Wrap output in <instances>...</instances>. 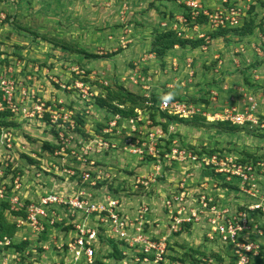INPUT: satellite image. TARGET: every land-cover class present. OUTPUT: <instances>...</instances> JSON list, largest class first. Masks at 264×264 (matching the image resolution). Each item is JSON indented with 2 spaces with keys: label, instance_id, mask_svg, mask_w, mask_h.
Instances as JSON below:
<instances>
[{
  "label": "built area",
  "instance_id": "1",
  "mask_svg": "<svg viewBox=\"0 0 264 264\" xmlns=\"http://www.w3.org/2000/svg\"><path fill=\"white\" fill-rule=\"evenodd\" d=\"M252 2L258 0H221L214 9L205 6L203 0H183V5L189 21L202 14L210 27L220 29L237 27ZM177 35L181 33L178 31ZM260 38L264 42V32ZM74 83L77 91L69 86L68 91L76 92L70 98L87 101L66 106L67 98L63 95L35 97L32 94L28 98L24 88L16 90L14 81L0 75V112L20 114L27 121L34 119L50 130L54 127L46 140L57 146L53 152L41 150L35 154L41 158L35 175H45L53 188L33 200L27 199L24 175L7 171L15 154L13 127L0 126V201H7L11 210L25 212V217L14 218L16 229L27 226L39 234L55 227L62 230L64 225L71 224L70 230L75 235L56 245L63 261L54 264H108V261L182 264L170 258V237L185 230L187 225H199L207 230V237L214 235L231 244V260L235 264H251L258 255L259 243L247 240L246 236L250 231L264 235V193L258 194L264 184V157L203 148L194 142L182 144L172 123L163 128L162 123L168 118L160 112L182 118L201 115L209 121L228 122L264 133V107L258 110L255 97L246 95L241 108L229 105L206 113L186 97L170 99L168 95L154 103L150 95H145L143 104L134 106L131 114L112 109L104 115V110L99 125L86 130L87 135H80L77 116L82 114L89 119L95 113L94 106L88 103L96 102L97 93L81 82ZM114 106L125 109L123 104ZM115 154L121 161L120 177L109 170L108 157ZM131 156L137 158L138 166L150 163V168L141 174L133 172L126 165L131 162ZM31 157L37 161L35 156ZM175 163L185 168L184 177L173 186L167 185L162 179L163 172ZM22 164L25 173L34 165L26 160ZM192 168L208 172L211 180L193 179ZM55 182L62 184L54 187ZM210 188L217 193L210 192ZM225 194L230 201L219 207L218 200ZM159 212L166 217L163 222L157 217ZM255 214L257 218H253ZM146 216H152V220L146 221ZM158 230L163 232L160 234ZM108 239L117 243L121 257H103V263H98L97 258L103 255L100 249H105L101 245ZM4 240L8 246L13 242L7 237ZM21 240H26V236ZM18 254L14 253L19 257ZM206 262L220 264L213 258Z\"/></svg>",
  "mask_w": 264,
  "mask_h": 264
},
{
  "label": "rangeland",
  "instance_id": "2",
  "mask_svg": "<svg viewBox=\"0 0 264 264\" xmlns=\"http://www.w3.org/2000/svg\"><path fill=\"white\" fill-rule=\"evenodd\" d=\"M258 2L264 1L258 0ZM119 4L120 9L124 11V16L125 10L131 9V5L130 3H124L122 0H120ZM84 7L83 0H71L70 3H68V0H0V75L5 76L9 81H14L16 90L17 87L19 89L24 88L28 98H31L32 94L36 97L55 93V95H63L67 98L66 106H70L74 102L80 105L81 102L87 101L82 98H75L74 101L70 98L77 91V88L74 87L75 81L81 82L85 86L90 87L91 84V86L96 87L94 88L96 90L90 87L92 92L98 94L95 96V101L97 97H105L113 106L121 100L115 94L125 96L123 94L124 91L122 92L120 89L121 87L132 93L141 91L142 95H150L149 91L151 87L149 84L151 78L144 79L140 76H134L139 64L135 68L131 64L132 62L129 61V63H125L126 66L123 68L118 66L116 54L122 52L125 47L121 43H111H114L116 37H119L118 34H115L118 29L119 32H125L126 30L128 32L129 28L126 22L122 19V22L114 24V28L110 27L107 33L112 34L111 39L104 35L105 32L103 36H98L96 33L90 35L88 33L90 22L88 19L85 20L83 18L86 12ZM24 10L26 12H23ZM112 25L110 24V26ZM71 28H74L73 31L70 30ZM212 29L207 33L211 37L212 33L219 32L217 29ZM93 30L102 29L100 25L96 27L95 24ZM229 31L232 32V29ZM183 34L184 30L178 36H182ZM90 39L92 40L90 41ZM209 39L212 41V38ZM215 41L217 44L224 45V42H221L220 38H217ZM231 42L233 43L231 45L235 44L234 40ZM105 43L111 45H106ZM91 53H96L101 57H90L89 54ZM144 54L143 57L146 59L155 57L154 53L152 55L150 53ZM156 59L158 60V58ZM193 61H195V57ZM157 63V66L154 65V68L152 66L150 67V73L154 76V82L158 87L157 89H161V93H157L159 94L157 98H160L164 97L163 94H165L167 89L165 86V75L167 72L165 69L163 70L159 62ZM195 66L191 63L188 71L185 68L181 69V71L183 70L182 74L184 77L180 78L177 82L178 87L174 85L175 82L174 84L171 83V89L174 91L172 95L174 97H186L187 101L197 103L201 111L206 113L209 110H222L225 107L224 102L220 99L218 100L219 97L217 99L214 98L217 94L221 95L222 93H226L229 87L224 84L223 79L221 80L222 82L216 79V75L220 73L217 71L216 63L207 61L203 67ZM145 69L147 70L149 67L146 66ZM142 71H144L143 68ZM172 71H174V67ZM191 72L192 75H190ZM219 75L221 76V74ZM168 80H171V78H168ZM207 85L211 88L207 89ZM69 86L75 91H68ZM203 87H206V89ZM198 91L199 96L197 97L196 94ZM169 98L171 99V97ZM127 100H131V102L128 101L126 103L128 107L132 105L140 106L142 104L141 100L134 102L133 98L130 97ZM26 103L28 104V102ZM97 104L96 102L93 104L88 103L89 106H95ZM1 119L6 123L0 124V126H11L14 130L12 133L15 154H12L13 162H11L7 171L14 174L22 173L24 175L23 181L26 188L24 197L33 200L35 196L39 197V195H36L37 191L41 195L45 192L46 188L49 190L53 187V183L46 179L45 175H35L36 166L40 165L39 160L41 159L35 154L43 150L42 144L49 135L48 127L34 119L27 121L20 114L12 112H4ZM218 122L220 121H209L199 115L189 122L191 124H175L176 126L173 130L176 131L175 134L181 140V143L185 145L194 142L197 146L203 148L213 147L217 150L233 151L242 154L256 153L264 156V133L256 129H249L245 126H237L230 123L225 124L223 127H218ZM87 124H92V127H94L97 123L96 120L90 119ZM232 126L233 129H231ZM177 127H179L178 130ZM22 154H31L37 158V161L33 163L32 169L27 168V173L22 170V168H25L22 164L25 161ZM115 157L114 155L108 157L111 163L109 170L115 173L117 177H120L121 174L119 173L118 165L121 161ZM130 159L131 163L126 165L138 174L144 173L151 166L150 163H146L139 166L140 169L134 170L135 166H138L136 164L137 158L131 156ZM163 181L165 182L166 180ZM22 192L24 193L23 188ZM229 201V196L225 194L221 201L218 200V206L223 207L224 203L228 204ZM3 207L0 204V238L8 237L10 239L6 232L12 229L11 224L14 222V217L11 215L10 209ZM159 214L160 216L157 217L163 222L166 217L163 212H159ZM151 220L152 216H146V221ZM18 229L16 230L14 228V242L18 243L21 241V239L15 238L17 234L27 236L29 245L24 250L29 251L32 249L29 251V257L24 258L23 264H35V262L48 264L52 259H59L52 252L51 244L48 245V249H43L38 238L46 239L50 237V242L54 243L53 240L55 237V242L61 244L63 239L67 240L69 237L75 235L73 230L62 233L59 227L55 229L50 228L51 230L45 232L46 234H38L36 231L28 230L27 226H21ZM188 229L189 231L183 230L179 235L170 237V258L173 259L174 257L182 256L186 262L190 263L193 256L199 255L196 251L198 250L205 252L206 255L219 254L217 256L223 259V261L219 262L220 264H228L231 261L230 251L232 246L230 243L218 240L214 235L212 238L206 236L207 239L204 241L203 234L207 230H204L199 225L189 226ZM162 232L160 231V234ZM4 241L2 239L0 243V264H19L17 263L19 260L13 259L14 255L12 256L14 252L11 249L14 248H7L6 246L8 245H5L3 243ZM50 252L53 254L51 255ZM47 254H50V256H46ZM11 258L12 261L10 260Z\"/></svg>",
  "mask_w": 264,
  "mask_h": 264
},
{
  "label": "crops",
  "instance_id": "3",
  "mask_svg": "<svg viewBox=\"0 0 264 264\" xmlns=\"http://www.w3.org/2000/svg\"><path fill=\"white\" fill-rule=\"evenodd\" d=\"M125 1H127V3H130L131 9L125 10V15L123 16L124 11L120 9L121 8L119 4L120 0H83L85 6L84 8L86 10L83 18L85 20L88 19V21L90 22V26H89L90 29L88 30V33H90V35H92V33L93 34L96 33L98 36L99 35L103 36V33L105 32L104 35H106L110 39L112 38V34L107 33L110 27L114 28V24L118 22H122V19L124 22H126V24L128 25L127 27L129 28L128 32L127 30L126 31L124 30L125 32L122 31L119 32L118 29L117 33L115 34H118L119 37H116V41L114 43H111V44L121 43V45L125 47V49L122 52L116 54L118 66L123 68L124 66H126L125 63L127 62L129 63V61L132 62L131 64L134 65L135 68L136 66L138 67L139 64L137 70L134 69L136 72L134 76H140L141 78L144 79L151 78L149 84L151 87L149 91L150 95L152 93L155 94H157L158 92L161 93L160 92L161 89L158 90L157 84L154 82V76H152L150 73L151 72L150 67L152 66L154 68V65L158 64L157 62H159L163 70L165 69V71L167 72V74L165 75V79H166L165 86L167 89L165 94L163 95L168 96L174 94V91L171 89L172 84H174L175 82L174 85L178 87L177 82L179 81L180 78L184 77L182 74L183 70L181 71V69L185 68L186 71L189 70V66H188L189 61H190L189 63L190 67H191V63H193L196 66L203 67L207 63V61H213L214 64L216 63V66L218 68V70L217 69L215 70L219 71L220 72L219 74H221V76L217 74L216 79L220 80V82L223 81L224 84L227 87H229L226 93H222L221 95L217 94V96L214 99H217L219 97L218 100L220 99L222 102H224L223 103L225 104L224 106L238 105L241 108L243 107V104L246 102L245 96L251 94L255 97L258 103V110L263 109L264 107L263 104L264 102V42L261 40L260 35L263 34L264 32V2H260V3L252 2V4H250L249 7L245 10L244 18L241 21L240 25L242 26L246 22L248 23L250 19L251 20L253 19L254 21H250L248 23V27L249 25L254 24V27L252 28L251 32L248 31L245 34L230 32L224 35L220 34L216 37H211L207 35L210 29H212L207 24V22L198 21V19L189 21L187 19V17L184 15L183 12L184 9L182 7L184 6L183 0H125ZM229 1L233 2L235 0H229ZM70 2L71 0H68V3ZM141 3L143 4L141 5ZM203 4L210 9H214L215 7L221 4V0H203ZM23 12L26 11L24 10ZM184 19L185 21H183ZM259 23H261V26H255V24H259ZM95 24L96 27L100 25L102 30H93ZM110 24L113 25L110 26ZM73 29L74 28H71L70 30L73 31ZM169 29L175 31L176 33L178 31L181 33V31L184 30V34L182 35V37L193 40L203 38L205 43L201 44L200 46L199 45L193 46L190 43L184 46L179 44H174L173 47L166 50L165 54L162 57H159L154 52V47L152 45V40L154 38L153 34L156 31L165 32ZM212 30H216V29H212ZM209 38H212V41H210ZM217 38H220V41L221 42L223 41L224 45L217 44L215 41L217 40ZM91 40L92 39H90V41ZM232 40L235 41L234 45H231ZM98 41H100V39H98ZM105 44L111 45L109 43L108 44L105 43ZM197 50L200 52H198ZM144 53H150V55L154 53L155 57L153 56L154 58L152 59H146L143 57L145 55ZM194 57H195V61H193ZM156 58H158V60ZM146 66H148L149 69L146 70L145 69ZM173 67H174V71H172ZM142 68L144 71H142ZM154 72H156V70H154ZM168 78H171V80L167 81ZM90 87H92L93 90H96L94 89L96 87L91 86V84ZM206 87L207 89L211 88L208 85ZM206 87L203 88L206 89ZM136 94L142 95L141 91L136 92ZM54 95L55 93L44 94L43 96L51 97ZM196 95L197 97L199 96V91L197 92ZM142 96H145V94ZM100 98H105V97H100ZM214 104H216V102H214ZM93 109L95 110V113H93V115L89 119L83 117V124L86 130L93 129L92 124H87V122H89V120L92 119V120H96L97 123L99 117H101L102 113L104 112V109L100 108L98 104L95 105ZM163 123H166V120ZM173 126L175 127L176 125L173 124ZM178 128L179 127H177V130ZM136 169H140V167L135 166L134 170ZM184 172H185V168L182 167L181 164L175 163L172 164L170 167H166L165 173L163 172L164 176L162 177V179L166 180L164 182L165 184L173 186L177 180L184 177ZM190 172L192 173L193 179L211 180L209 173L199 168L196 169L192 168ZM61 184H62L61 182H55L54 187H56L57 185L61 186ZM47 190L48 189L46 188L45 191ZM209 190L212 193H217L215 191H212L211 188ZM262 193H264V184L260 186L258 191V194H262ZM36 195H40V192L37 191ZM237 197L239 198L241 196H237ZM156 203H158V201H156ZM253 218H257V214L253 215ZM252 232L253 231H250L248 233L246 239L259 243V248H260V245L264 244V235H254L252 234ZM21 237L23 236H21L20 234L19 235L17 234L15 236V238L17 239H21ZM26 240H27V236H26ZM50 240H51L50 237L46 239L38 238V241L41 243L40 245L41 247H43V249H48V245L51 244L52 252L59 257V259L57 260L51 258L52 260L48 264H54L58 261L62 262L63 257L60 255V253L56 251L57 242H55V237L53 240L54 243L50 242ZM12 241L14 242V240ZM11 251L17 253L15 252L14 249H11ZM53 253H51V255ZM46 256H50V254H47ZM14 257L15 259L18 258L17 255L16 256L14 255ZM67 258L68 257L66 256V259ZM35 264H47V263L35 262ZM108 264L111 263L108 261Z\"/></svg>",
  "mask_w": 264,
  "mask_h": 264
},
{
  "label": "trees",
  "instance_id": "4",
  "mask_svg": "<svg viewBox=\"0 0 264 264\" xmlns=\"http://www.w3.org/2000/svg\"><path fill=\"white\" fill-rule=\"evenodd\" d=\"M184 9H183V12H184V15L187 17L188 20H190V16H189V13L188 11L185 9L184 6H182ZM244 16L242 17L241 21L243 20ZM198 21H205L207 22L206 20V17L203 16L202 14L199 15L197 17ZM250 21H254L253 19ZM248 21V23L250 22ZM241 23V22H240ZM248 23L246 22L244 25H238L237 27H233V28H220V29H217L219 30V32H215V33H212V37H216L218 35H224V34H227V33H230V31L228 32V30L232 29V32L234 33H239V34H245L247 33L248 31L251 32L252 31V28L254 27V24L253 25H249L248 27ZM255 26H261V23L259 24H255ZM234 30V31H233ZM153 40H152V45L154 47V52L156 53L157 56L159 57H162L166 50L173 47L174 44H179V45H186V44H191L193 46H197V45H201L203 43H205L204 39L201 38V39H187V38H184L182 36H178L177 33L171 29L165 31V32H158L156 31L154 34H153ZM90 57H94V58H100L101 56L96 54V53H91L89 54ZM121 91L123 92L124 91V95L125 96H121L119 94H115V96L118 97V99L121 98L119 104H123L125 106V109L121 110V109H118L117 107L113 106L109 101L108 99L106 98H100V97H97L96 98V103H98V106L102 109L105 110L106 114L110 112V110L113 109V111H118V112H121L125 115L127 114H131L132 113V109L135 105H132L131 107H128L126 106V103L129 101L131 102V100H127L128 97L130 98H133L134 102L137 101V100H141L142 101V104L145 100V97L144 96H141V95H138L136 93H132L130 92L129 90H126L125 88L121 87L120 88ZM167 96V95H164V97ZM150 98L151 100L156 103L159 99L163 98V97H160V98H157V94L155 93H152L150 95ZM172 98H175V99H185V97H181V96H171V99ZM141 104V105H142ZM140 105V106H141ZM155 107V106H154ZM3 113L4 112H0V124H4L6 122L3 121V119H1V117L3 116ZM160 115L161 116H165L166 118H168L166 120V123H163L162 126L164 129H167V125L169 123H172V124H191L189 123L191 120H193L195 117H198L197 115L191 117V118H182V117H177V116H173V115H168L166 114L165 112H160ZM151 117L154 118V114L151 113ZM82 118V120H81ZM77 124L80 125V128H78V132L80 133V135H87L86 134V129L84 126H82L83 124V115L82 114H78L77 116ZM218 127H223L225 124L227 125L228 122H218L217 123ZM99 125V122H97V126ZM231 129H233V126L231 127ZM49 132H52L54 131V127L53 129H48ZM171 137V136H170ZM169 141V140H168ZM42 147H43V150H47L49 152H53V150L57 147L56 145H53L52 143H50L49 141L47 140H44L43 144H42ZM22 157L30 162V163H34L36 161L35 158L31 157L30 154H22ZM260 157H264V156H260ZM39 167V166H38ZM132 173V172H131ZM1 205H3L4 207L3 208H6V209H9V204L7 201H0ZM29 202V201H27ZM11 215L16 218V217H25V212L23 210L21 211H14V210H11ZM57 226V225H56ZM72 227L71 224H67V225H64L62 227V231L64 232H67L68 230H70ZM11 230L7 231L6 233L9 235V238H11L13 240V233H14V228L16 229V225H15V222H12L11 224ZM189 225H187V227L185 228V230H188L189 231ZM17 230V229H16ZM47 232V231H45ZM43 232V233H45ZM21 233V231H20ZM46 234V233H45ZM179 235V234H178ZM8 238V237H7ZM3 238H0V242L2 241ZM207 238H206V234H203V240L205 241ZM28 242L27 240H21L19 241L18 243L17 242H12L9 246H6L7 248H11L13 247L15 252L19 253L18 254V258L17 260H19L17 263H22L24 261V258H27L29 257V251H31L32 249H30L29 251H26L24 250L25 248H27L28 246ZM102 247H105L104 250H102V248L100 249V251L102 252V256H100L99 258H97V262H102V258H108V259H112V257L114 258H120L121 255H120V252H119V248H118V245L117 243L112 240V239H108L107 242H103V244L101 245ZM169 249H170V246H169ZM199 255L197 256H191L192 257V260L190 263L186 262L185 261V258H183L182 256H177V257H174L173 259L174 260H177L179 261L180 263L182 264H207L206 260L209 259V258H213L216 262H220V261H223L222 258H220V256L218 257L217 255L219 254H212V255H206L205 252L203 251H198L196 250ZM28 252V253H27ZM98 254H99V250H98ZM186 255V254H185ZM195 255V254H194ZM99 256V255H98ZM172 257V256H171ZM103 263V262H102ZM228 264H235L233 260L229 261ZM251 264H264V244H261L260 245V248H259V255H257L256 257H254L251 261Z\"/></svg>",
  "mask_w": 264,
  "mask_h": 264
}]
</instances>
